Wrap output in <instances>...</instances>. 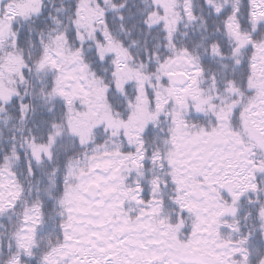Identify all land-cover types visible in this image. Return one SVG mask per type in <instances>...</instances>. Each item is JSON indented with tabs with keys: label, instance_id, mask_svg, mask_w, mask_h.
<instances>
[{
	"label": "snow or ice",
	"instance_id": "6c2138e0",
	"mask_svg": "<svg viewBox=\"0 0 264 264\" xmlns=\"http://www.w3.org/2000/svg\"><path fill=\"white\" fill-rule=\"evenodd\" d=\"M0 264H264V0H0Z\"/></svg>",
	"mask_w": 264,
	"mask_h": 264
}]
</instances>
